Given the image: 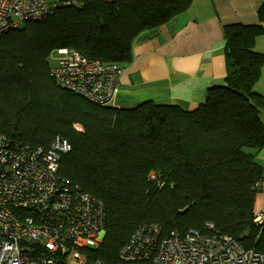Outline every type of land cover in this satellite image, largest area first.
<instances>
[{
    "label": "trees",
    "instance_id": "16d2710c",
    "mask_svg": "<svg viewBox=\"0 0 264 264\" xmlns=\"http://www.w3.org/2000/svg\"><path fill=\"white\" fill-rule=\"evenodd\" d=\"M193 1L77 0L0 36V135L43 149L57 135L71 144L59 176L106 207L105 237L86 250L90 260L118 263L121 248L147 224L160 225L163 236L229 235L264 255V223L255 222L264 183L255 159L264 149V95L254 89L264 65L254 50L264 34V3L258 25L224 26L225 83L193 111L153 102L101 107L49 76V58L64 49L131 63L135 41Z\"/></svg>",
    "mask_w": 264,
    "mask_h": 264
},
{
    "label": "built area",
    "instance_id": "2783aa9c",
    "mask_svg": "<svg viewBox=\"0 0 264 264\" xmlns=\"http://www.w3.org/2000/svg\"><path fill=\"white\" fill-rule=\"evenodd\" d=\"M77 0H0V36L38 21ZM49 76L63 89L101 107L113 100L125 68L60 50ZM71 144L55 136L47 149L0 135V264H114L90 260L105 237L103 201L59 176ZM151 181L156 180L153 174ZM257 224L264 216L257 214ZM214 228L212 223H207ZM116 264H264V255L234 237L189 231L163 236L158 224L140 226Z\"/></svg>",
    "mask_w": 264,
    "mask_h": 264
},
{
    "label": "crops",
    "instance_id": "0c3cea01",
    "mask_svg": "<svg viewBox=\"0 0 264 264\" xmlns=\"http://www.w3.org/2000/svg\"><path fill=\"white\" fill-rule=\"evenodd\" d=\"M263 3L194 0L186 12L160 27L156 34L141 35L133 46L131 63L121 64L125 71L110 106L131 110L153 102L185 111L197 109L206 101L210 88L225 83L224 26L258 25ZM254 50L264 55V34L256 38ZM254 89L264 95V65ZM261 118L264 124V109ZM255 159L264 168V149L255 153ZM255 214L264 216V183L256 197Z\"/></svg>",
    "mask_w": 264,
    "mask_h": 264
},
{
    "label": "rangeland",
    "instance_id": "374dc122",
    "mask_svg": "<svg viewBox=\"0 0 264 264\" xmlns=\"http://www.w3.org/2000/svg\"><path fill=\"white\" fill-rule=\"evenodd\" d=\"M48 3H53L54 1L58 0H46ZM24 27V26H23ZM22 28V27H21ZM59 55L55 52L52 54V56L49 58V61L51 63V66H53L56 63V60L58 59ZM223 85V84H222ZM262 119V118H261Z\"/></svg>",
    "mask_w": 264,
    "mask_h": 264
}]
</instances>
